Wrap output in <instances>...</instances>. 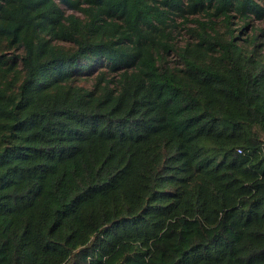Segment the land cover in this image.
Wrapping results in <instances>:
<instances>
[{
  "label": "trees",
  "instance_id": "obj_1",
  "mask_svg": "<svg viewBox=\"0 0 264 264\" xmlns=\"http://www.w3.org/2000/svg\"><path fill=\"white\" fill-rule=\"evenodd\" d=\"M0 264H264V0H0Z\"/></svg>",
  "mask_w": 264,
  "mask_h": 264
},
{
  "label": "rangeland",
  "instance_id": "obj_2",
  "mask_svg": "<svg viewBox=\"0 0 264 264\" xmlns=\"http://www.w3.org/2000/svg\"><path fill=\"white\" fill-rule=\"evenodd\" d=\"M255 24L262 26L259 22H256ZM250 29V27L247 28V30Z\"/></svg>",
  "mask_w": 264,
  "mask_h": 264
}]
</instances>
